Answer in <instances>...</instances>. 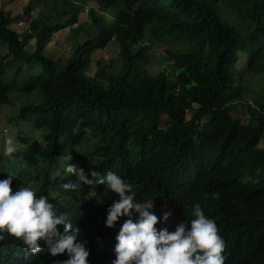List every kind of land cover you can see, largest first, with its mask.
<instances>
[{"label": "trees", "instance_id": "1", "mask_svg": "<svg viewBox=\"0 0 264 264\" xmlns=\"http://www.w3.org/2000/svg\"><path fill=\"white\" fill-rule=\"evenodd\" d=\"M26 18L21 32L12 28ZM68 26L76 38L71 55L54 60L46 46ZM152 29L178 36L180 48L161 56L169 72L146 67ZM110 42L118 60L104 63ZM1 45L0 104L10 103L11 89L34 94L8 120L35 136L25 133L32 139L16 145L14 157L0 155V179L12 175L13 190L28 185L65 213L86 241L88 264L114 258L102 246L115 243L119 223L103 222L117 197L102 185L88 199L90 186L63 189L75 181L64 172L68 163L116 173L134 199L152 201L157 228L193 219L191 206L200 204L224 241V264H264V94L257 107L244 101L248 75L264 74V0H28L20 13L0 6ZM241 55L245 70L237 68ZM166 195L175 216L160 223L158 200ZM14 239L0 241V264L66 259L43 247L30 254Z\"/></svg>", "mask_w": 264, "mask_h": 264}, {"label": "clouds", "instance_id": "2", "mask_svg": "<svg viewBox=\"0 0 264 264\" xmlns=\"http://www.w3.org/2000/svg\"><path fill=\"white\" fill-rule=\"evenodd\" d=\"M14 150L13 140L4 135L0 139V155L10 156ZM65 159L70 160L71 154ZM64 172L75 178L63 183L65 190L79 193L81 185L90 186L85 199L96 198L95 186L102 185L117 197L106 208L103 222L107 228L119 223L110 264H224V241L214 220L204 214L200 204L191 206L193 219L180 221L169 231L155 227L158 218L152 211V201L134 199L136 193L116 173L108 171L101 175L93 169L85 172L69 163ZM12 182V175L0 179V241L5 236L15 238L13 241H19L30 254L42 247L53 257L65 254L66 259L60 264H88L86 241L79 238V229L68 216L54 207L47 196H37L30 187L13 190ZM161 214L160 223L172 222L175 210L171 217L169 212ZM121 217L125 218L122 222Z\"/></svg>", "mask_w": 264, "mask_h": 264}, {"label": "rangeland", "instance_id": "3", "mask_svg": "<svg viewBox=\"0 0 264 264\" xmlns=\"http://www.w3.org/2000/svg\"><path fill=\"white\" fill-rule=\"evenodd\" d=\"M28 0H0V6L3 9L10 11L12 14L20 13L23 9V6L27 3ZM88 5L85 7L84 12L79 15V21L83 22L87 19L88 15L86 12ZM38 11V7H34L31 15L35 16ZM22 19L16 21L12 24V28L18 32H21L24 27L27 25V20ZM76 24H73L75 26ZM69 32V26L63 29L56 31L53 34L51 41L47 44L46 50L48 52L49 57L54 60H61L64 61L70 57L73 46L76 42L75 36ZM84 33H81L80 39L84 38ZM151 37L153 38V43L151 44L150 48L147 50L149 58V63L146 64V67L150 70L151 73L157 74L159 71L169 72L170 68L168 67L167 61H162L161 56L163 55V50L165 48H169L171 50H178L180 48V42L178 40V36L175 37H166L163 35L156 34V30L152 29ZM34 48V39H32L29 44L26 46L28 51H32ZM117 51L118 46L115 42H110L105 48L102 49L100 53V57L104 61V63H108L112 59H117ZM0 52H4V46H0ZM245 56L241 55L240 59L237 63V68L240 70L246 69L245 63ZM116 68H118L115 65ZM245 75V74H244ZM11 83V82H10ZM12 85V84H11ZM246 90H245V99L244 101L249 103L251 106L257 107L259 102L262 100V94H264V74H252L248 75V81L245 83ZM10 103L0 104V139L3 138L4 135H7L13 140L14 149L16 145L20 143H24L27 140L32 139L35 135H33V130L29 126H23V122H16V121H9V117L18 113L20 107L23 104H26L30 101V98L34 96V94L26 96L25 94L21 93L16 89L10 90ZM234 113V112H233ZM234 115V114H233ZM189 116V115H188ZM247 120V114L243 115V121ZM166 118L162 116L161 118V126L164 125ZM21 128L24 133H18L19 129ZM25 133H29V138H25ZM39 137V136H38ZM41 138V136H40ZM39 138V139H40ZM260 146H264V138L260 142ZM14 153V152H13ZM11 153V154H13ZM10 154V155H11ZM14 157V154H13ZM20 162L21 161H16ZM40 166H45V163H41ZM51 172H55L54 169ZM27 187H29L27 185ZM82 200V197L80 198ZM160 206L161 212H169V217L172 216V212L174 213L175 204L172 198H168L167 196L163 197L158 202ZM107 252L112 253L113 242L112 238H108L107 241L102 246Z\"/></svg>", "mask_w": 264, "mask_h": 264}]
</instances>
